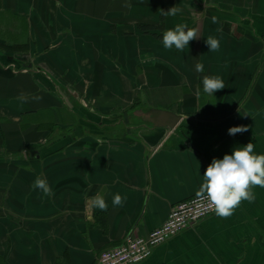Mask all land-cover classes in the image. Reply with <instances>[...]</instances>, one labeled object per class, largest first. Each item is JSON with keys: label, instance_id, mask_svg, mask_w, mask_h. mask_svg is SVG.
<instances>
[{"label": "crops", "instance_id": "crops-1", "mask_svg": "<svg viewBox=\"0 0 264 264\" xmlns=\"http://www.w3.org/2000/svg\"><path fill=\"white\" fill-rule=\"evenodd\" d=\"M162 19L163 30L139 27ZM177 24L198 35L182 51L162 41ZM204 76L225 88L205 93ZM156 110L180 118L141 115ZM249 142L264 154V0H0V264H101L195 196L213 158ZM38 177L52 194L32 187ZM253 191L138 264H264V188ZM117 193L126 199L113 207Z\"/></svg>", "mask_w": 264, "mask_h": 264}, {"label": "clouds", "instance_id": "clouds-1", "mask_svg": "<svg viewBox=\"0 0 264 264\" xmlns=\"http://www.w3.org/2000/svg\"><path fill=\"white\" fill-rule=\"evenodd\" d=\"M160 11L164 16H175L181 9L173 6L167 11ZM215 19V17L212 18L213 22ZM197 38L195 28H188L186 24H177L174 29L164 32L162 41L165 48L175 47L182 51L190 41ZM206 44L209 46V51H216L220 47L219 40L212 36L206 39ZM195 70L203 72L204 65L197 62ZM224 88L225 84L222 78L218 76L203 77L205 93L213 95L216 91ZM197 94H199V90H197ZM246 131H248L246 126H233L228 129V135L235 136ZM254 148L255 145L252 142L242 147H235L231 154H224L222 159L213 158L204 171L202 182L195 192V196L198 200L206 201L214 206L215 214L218 217H230L243 201L254 202L256 197L253 189L255 187L264 188V154L255 153ZM32 187L42 190L45 195L52 194L47 181L42 178L38 177ZM125 199L126 197H122L118 193L115 194L112 199L113 207L122 206ZM91 200L93 206L99 210H108V204L99 192Z\"/></svg>", "mask_w": 264, "mask_h": 264}, {"label": "built area", "instance_id": "built-area-1", "mask_svg": "<svg viewBox=\"0 0 264 264\" xmlns=\"http://www.w3.org/2000/svg\"><path fill=\"white\" fill-rule=\"evenodd\" d=\"M214 206L193 196L178 202L171 210L167 221L147 235L139 236L131 232L123 242L104 250L101 264H138L147 259L153 249L177 235L185 228L213 214Z\"/></svg>", "mask_w": 264, "mask_h": 264}, {"label": "trees", "instance_id": "trees-1", "mask_svg": "<svg viewBox=\"0 0 264 264\" xmlns=\"http://www.w3.org/2000/svg\"><path fill=\"white\" fill-rule=\"evenodd\" d=\"M139 27L144 31V32H151L152 30H163L164 29V23H163V19H162V22L159 24V25H152V24H140ZM161 37V35H159ZM116 100V99H115ZM113 97H102V98H97L96 97V101H95V104L96 105H102L104 104L105 102H109L111 105H113L114 102L118 103L119 105L121 106H124V107H131L129 106L128 103L124 102V101H121V100H116L115 101ZM164 102H166L164 100Z\"/></svg>", "mask_w": 264, "mask_h": 264}, {"label": "water", "instance_id": "water-1", "mask_svg": "<svg viewBox=\"0 0 264 264\" xmlns=\"http://www.w3.org/2000/svg\"><path fill=\"white\" fill-rule=\"evenodd\" d=\"M154 113H162L164 115L162 121H156L154 124L156 125H169L170 127H174L176 125V122L180 118L175 112L173 111H166V110H156V111H151V112H144L142 113V117L144 119L152 121V114ZM167 117V118H166ZM164 118H166L164 120Z\"/></svg>", "mask_w": 264, "mask_h": 264}, {"label": "rangeland", "instance_id": "rangeland-1", "mask_svg": "<svg viewBox=\"0 0 264 264\" xmlns=\"http://www.w3.org/2000/svg\"><path fill=\"white\" fill-rule=\"evenodd\" d=\"M135 105L133 106V107H131L129 110H128V113L130 112V111H132L133 109H135ZM120 110H118V109H113L112 111H111V113L110 114H108V115H114V114H117L118 112H119ZM125 115H127V113L125 114ZM116 116V115H115ZM127 118V117H126Z\"/></svg>", "mask_w": 264, "mask_h": 264}]
</instances>
